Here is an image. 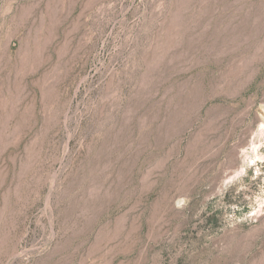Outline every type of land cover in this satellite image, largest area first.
Instances as JSON below:
<instances>
[{"label":"rangeland","instance_id":"374dc122","mask_svg":"<svg viewBox=\"0 0 264 264\" xmlns=\"http://www.w3.org/2000/svg\"><path fill=\"white\" fill-rule=\"evenodd\" d=\"M0 264H264V0H0Z\"/></svg>","mask_w":264,"mask_h":264}]
</instances>
